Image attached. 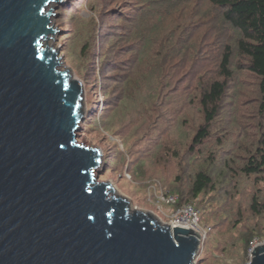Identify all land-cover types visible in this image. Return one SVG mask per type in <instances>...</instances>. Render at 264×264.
Listing matches in <instances>:
<instances>
[{
  "label": "water",
  "instance_id": "1",
  "mask_svg": "<svg viewBox=\"0 0 264 264\" xmlns=\"http://www.w3.org/2000/svg\"><path fill=\"white\" fill-rule=\"evenodd\" d=\"M64 2L0 0V264H196L195 231L96 182L104 149L76 134L84 83L43 42ZM249 264H264V244Z\"/></svg>",
  "mask_w": 264,
  "mask_h": 264
},
{
  "label": "rangeland",
  "instance_id": "2",
  "mask_svg": "<svg viewBox=\"0 0 264 264\" xmlns=\"http://www.w3.org/2000/svg\"><path fill=\"white\" fill-rule=\"evenodd\" d=\"M136 5L134 0H65L57 4L52 18L57 33L51 45L60 48L59 68L70 70L85 86L77 141L104 149L103 165L94 170L96 182L111 180L131 197L132 209L153 212L163 223L170 220L174 207L158 200L175 184L177 176L181 178L179 187L187 188L191 173L200 168L213 171L216 189L194 202L201 209V227L207 233L196 264L206 257L204 264H240L245 249H249L241 240L256 232L264 239V214L255 215L250 209L254 194H264V178L258 182L255 177H234L224 163L232 158L231 167H239L264 131L258 81L247 84L239 77L236 95L231 92L232 100L226 98L222 104L214 124L215 136L189 153L188 145L203 117L197 86L192 82L187 84L180 75L170 78L156 75L149 79L152 90L148 96L140 94L138 89L142 85L138 82L142 76L135 75L136 67L146 75L148 65L156 63L138 61L145 45L140 33L148 28V15L155 17L160 7L136 8ZM98 7L103 12L98 19L101 31L97 37L101 42L96 43L95 54L87 51V61L78 54L82 43L81 34L75 32L79 19L74 16L79 14L89 19L93 15L91 8ZM205 31L197 32L200 39ZM206 40L208 47L218 41L210 35ZM210 53L206 51L205 55L208 57ZM177 79L176 88L170 90ZM164 83L171 86L165 87ZM162 85L161 97L151 100L152 91H158L157 87ZM236 136H239L237 142L231 140ZM140 163L145 165L138 172L135 168Z\"/></svg>",
  "mask_w": 264,
  "mask_h": 264
},
{
  "label": "trees",
  "instance_id": "3",
  "mask_svg": "<svg viewBox=\"0 0 264 264\" xmlns=\"http://www.w3.org/2000/svg\"><path fill=\"white\" fill-rule=\"evenodd\" d=\"M144 1L134 0L137 3L136 8L146 6L160 8L155 17L148 15L150 18L147 20L148 28L140 33L145 45L142 47L143 52L138 54V61L148 60L156 63L153 65L154 68L151 64L148 65L149 73L146 75L139 70L140 67H136L138 71H135V75L142 76L138 82L142 89L138 90L140 94L148 96L152 90L149 79L156 75L160 78L180 75L179 78H183L187 84L191 82L196 84L197 100L203 117L201 124L194 130L192 142L188 145L189 153L215 136L214 124L221 114L222 104L226 98L232 100L231 92L236 95L239 77L245 79L247 84L254 80L258 81L257 93L260 107L264 111V0H149L147 4ZM91 9L93 15L89 19L79 14L74 16L79 19L75 32L81 34L82 43L78 54L81 58H87V61V51L91 55L95 54L96 43L101 42L100 37H97L101 31L98 19L102 18L103 12L101 7ZM175 22L178 23L174 24ZM78 27L83 29L82 32ZM206 28L208 31H205ZM198 31H205L202 39L198 37ZM207 35L215 37L218 41L208 47ZM105 40L106 38L104 42ZM206 51H211L208 57L205 55ZM107 58L108 55L105 54L104 59ZM88 64H91L90 61ZM177 83L178 79L170 90L175 89ZM167 84L164 83V86H171ZM162 87L163 85L158 86V91L156 89L152 91L151 100L158 95L161 97ZM262 125L264 126V123ZM241 132L242 130L239 131ZM238 138L239 136H236L231 140L237 142ZM218 140L222 144V138L219 137ZM230 152L227 154L231 157ZM231 159H227L224 165L228 168L227 172L233 173L234 177L238 175L255 177L258 178V182L264 178V131L255 142L253 151H247L239 167H231ZM144 165L145 163H140L135 169L140 172ZM212 173L204 168L191 173L187 188L179 187L181 178L177 176L175 184L168 191L178 196L177 203L172 205L174 209L185 203H194L199 197L215 190L216 180ZM196 206L201 210L199 205ZM250 209L255 215L264 214V194H254ZM254 237L261 238L256 232L246 236L241 242L248 247ZM245 251L246 254L244 253V259L240 264H247L249 261L247 249ZM207 259V257L200 259L198 264H204Z\"/></svg>",
  "mask_w": 264,
  "mask_h": 264
},
{
  "label": "built area",
  "instance_id": "4",
  "mask_svg": "<svg viewBox=\"0 0 264 264\" xmlns=\"http://www.w3.org/2000/svg\"><path fill=\"white\" fill-rule=\"evenodd\" d=\"M178 196L166 192L165 194L161 195L158 202L168 205H174L177 203ZM200 212L196 208V205L193 202L185 203L181 206L176 207L172 214L170 215V220L167 221V224L174 227H182V228H191L199 235L200 240V248L202 247V243L205 241L207 233L201 227V220H200ZM264 241L259 238H254L249 245L248 255L249 261L247 264L250 263V259L252 258V252L256 246L263 245Z\"/></svg>",
  "mask_w": 264,
  "mask_h": 264
},
{
  "label": "bare ground",
  "instance_id": "5",
  "mask_svg": "<svg viewBox=\"0 0 264 264\" xmlns=\"http://www.w3.org/2000/svg\"><path fill=\"white\" fill-rule=\"evenodd\" d=\"M55 5V2H51L50 4H49V6H48V9H50V8H52V5ZM51 36H54L53 34H51L48 38H46V40L45 41H43V42H48L47 44L49 45V47H53L52 45H51V41H52V39H53V37H51ZM51 37V38H50ZM50 38V39H49ZM45 46V45H44ZM82 145V144H81ZM84 145V144H83ZM86 146V145H85ZM113 187V186H112Z\"/></svg>",
  "mask_w": 264,
  "mask_h": 264
},
{
  "label": "clouds",
  "instance_id": "6",
  "mask_svg": "<svg viewBox=\"0 0 264 264\" xmlns=\"http://www.w3.org/2000/svg\"><path fill=\"white\" fill-rule=\"evenodd\" d=\"M201 249V248H200ZM196 263H197V260H196Z\"/></svg>",
  "mask_w": 264,
  "mask_h": 264
}]
</instances>
